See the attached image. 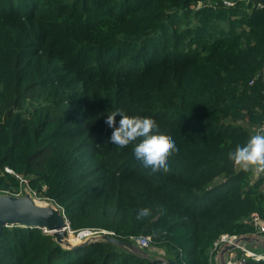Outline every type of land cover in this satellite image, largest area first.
Here are the masks:
<instances>
[{
    "label": "trees",
    "instance_id": "1",
    "mask_svg": "<svg viewBox=\"0 0 264 264\" xmlns=\"http://www.w3.org/2000/svg\"><path fill=\"white\" fill-rule=\"evenodd\" d=\"M263 62L264 0H0V190L19 189L8 167L60 206L70 230L150 236L149 254L218 264L220 234H258L247 219H264V172L228 158L264 122ZM116 109L174 140L166 172L142 170L135 142L110 141L105 118ZM0 264L161 263L10 225Z\"/></svg>",
    "mask_w": 264,
    "mask_h": 264
},
{
    "label": "clouds",
    "instance_id": "2",
    "mask_svg": "<svg viewBox=\"0 0 264 264\" xmlns=\"http://www.w3.org/2000/svg\"><path fill=\"white\" fill-rule=\"evenodd\" d=\"M117 116L119 119L117 120ZM105 122L112 129L110 141L117 146L133 145V158L142 170L150 175L161 174L168 170L167 156L176 150L174 140L157 135V129L150 118L139 115H126L120 109L108 112ZM234 165L243 169L257 166L264 170V133L251 135L242 145H237L228 153ZM147 213L141 211L137 219Z\"/></svg>",
    "mask_w": 264,
    "mask_h": 264
},
{
    "label": "water",
    "instance_id": "3",
    "mask_svg": "<svg viewBox=\"0 0 264 264\" xmlns=\"http://www.w3.org/2000/svg\"><path fill=\"white\" fill-rule=\"evenodd\" d=\"M22 225L41 227L51 233L55 240L66 248L74 249L100 240L110 241L120 248L135 251L144 258L161 264H178L175 260L164 256H152L145 249L131 241L101 233L72 241L67 234L70 232L68 220L60 206L50 200L36 199L30 192L22 195L0 193V235L4 226ZM256 243L264 245V237L259 234L238 236L231 244H225L219 252V264H226V257L239 243Z\"/></svg>",
    "mask_w": 264,
    "mask_h": 264
},
{
    "label": "built area",
    "instance_id": "4",
    "mask_svg": "<svg viewBox=\"0 0 264 264\" xmlns=\"http://www.w3.org/2000/svg\"><path fill=\"white\" fill-rule=\"evenodd\" d=\"M224 5L227 6H232L235 4L237 0H221ZM245 3H248L250 0H243ZM201 4V2H198L196 4V7H198ZM257 5H260L258 2ZM258 76L261 77L264 80V62L262 63L261 69L258 73ZM254 133H264V122L254 128ZM252 168L253 172L255 174H259L264 172L261 168L257 166H250ZM5 170L13 175L18 179L19 181V189L17 192H9L8 190H0V193H9V194H15V195H22L26 191L30 192L36 199H39V197L36 196L35 191H33L28 184V179L24 177L20 173H15L12 169L5 167ZM250 223L253 224V226L256 229V232L264 237V219L260 218L257 213H251L249 218L247 219ZM69 233H72V238L74 241H79L83 237H89L92 235H97L101 233H106L109 235H114L113 231L106 230L103 228H81L79 230L73 231L70 230ZM238 237V235L235 234H228V233H222L220 234L217 239L214 240L213 245H212V252H214V259L218 262L219 264V252L220 249L225 245V244H231L235 241V239ZM130 239L134 241L136 245L139 247L145 249L149 248L150 246V236H130ZM246 243H239L236 244L232 251L231 255H228L226 257V264H246V258L251 257L255 260H259L264 257V253H258L255 252L252 249H249L245 246ZM239 248L242 250V254L240 256H236L235 249Z\"/></svg>",
    "mask_w": 264,
    "mask_h": 264
},
{
    "label": "rangeland",
    "instance_id": "5",
    "mask_svg": "<svg viewBox=\"0 0 264 264\" xmlns=\"http://www.w3.org/2000/svg\"><path fill=\"white\" fill-rule=\"evenodd\" d=\"M40 200H42L41 198H39ZM67 236H72V233H68ZM152 249V247H150ZM152 252V251H151ZM152 256H162L163 254L161 253H157L155 250H153V252L151 253Z\"/></svg>",
    "mask_w": 264,
    "mask_h": 264
},
{
    "label": "crops",
    "instance_id": "6",
    "mask_svg": "<svg viewBox=\"0 0 264 264\" xmlns=\"http://www.w3.org/2000/svg\"><path fill=\"white\" fill-rule=\"evenodd\" d=\"M152 252H153V250H155L157 253L159 252V253H161V254H163V250H161V249H157V248H152V249H150ZM232 254V251L231 252H229L228 254H227V256L228 255H231ZM164 255V254H163ZM162 255V256H163Z\"/></svg>",
    "mask_w": 264,
    "mask_h": 264
},
{
    "label": "bare ground",
    "instance_id": "7",
    "mask_svg": "<svg viewBox=\"0 0 264 264\" xmlns=\"http://www.w3.org/2000/svg\"><path fill=\"white\" fill-rule=\"evenodd\" d=\"M68 238H69L70 240H72V241H73V238H72V236H69Z\"/></svg>",
    "mask_w": 264,
    "mask_h": 264
}]
</instances>
